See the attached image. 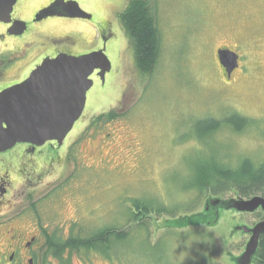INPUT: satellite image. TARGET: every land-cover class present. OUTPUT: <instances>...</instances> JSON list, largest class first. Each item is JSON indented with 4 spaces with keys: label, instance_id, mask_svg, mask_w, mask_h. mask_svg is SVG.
Masks as SVG:
<instances>
[{
    "label": "rangeland",
    "instance_id": "obj_1",
    "mask_svg": "<svg viewBox=\"0 0 264 264\" xmlns=\"http://www.w3.org/2000/svg\"><path fill=\"white\" fill-rule=\"evenodd\" d=\"M110 1L114 40L106 55L112 71L105 83L92 77L87 106L68 137L74 144L76 134L87 129L93 118L114 109L122 115L128 111L91 142L105 148L109 141L105 134L111 131L115 143L111 141L112 152L104 153L110 167L101 163L75 176L83 233L109 226L126 232L127 239L111 251V262L94 253L92 264H211L215 256L208 254L207 244L163 236L169 230L194 228L214 233V264H251L264 227L261 196L243 200L233 192L214 195L193 214L173 218L151 214L137 223L130 220V207L140 198L170 211L192 208L195 196L186 187L201 157L222 162L225 156L232 161L248 156L264 161V0H152L162 51L154 78L145 83L119 25L118 14L127 0ZM221 49L241 56L233 79L223 74L217 55ZM235 112L253 121L243 134L223 128L201 146L192 138L200 120ZM131 142L136 149L125 151ZM85 150L79 145L73 152L74 169L77 163L84 164V158L86 166L92 165ZM121 158H127L126 163L117 164Z\"/></svg>",
    "mask_w": 264,
    "mask_h": 264
},
{
    "label": "flooded vegetation",
    "instance_id": "obj_2",
    "mask_svg": "<svg viewBox=\"0 0 264 264\" xmlns=\"http://www.w3.org/2000/svg\"><path fill=\"white\" fill-rule=\"evenodd\" d=\"M73 1L85 15L61 16L72 9L59 8V0H19L11 16L13 22H0V93L26 81L46 59L79 57L101 50L107 54L114 40L111 10L108 15L111 1ZM50 7L49 15L43 16ZM14 22L26 23L24 34H14ZM239 59L240 65V55ZM99 75L96 71L92 77L96 80ZM88 128L76 134L74 144L68 137L61 145L57 141L39 147L18 143L0 152V264H92L96 251L86 252L81 244L83 225L75 176L83 169L99 168L101 163L103 168L110 165L104 153L112 152L114 135L111 131L105 134L109 141L100 148L91 143L94 136L88 135ZM79 145L87 149L83 154L90 155L92 165L86 166L84 158V164L77 163L75 171L73 152ZM135 149L134 142L126 144L125 151ZM96 159L98 163L94 164ZM126 161L121 158L117 164Z\"/></svg>",
    "mask_w": 264,
    "mask_h": 264
},
{
    "label": "trees",
    "instance_id": "obj_3",
    "mask_svg": "<svg viewBox=\"0 0 264 264\" xmlns=\"http://www.w3.org/2000/svg\"><path fill=\"white\" fill-rule=\"evenodd\" d=\"M126 4V8L118 14L119 25L129 41L134 59H136L137 69L141 74V80L145 83L146 79L149 81V79L154 78L162 51V41L159 25L157 24L158 14L152 0H127ZM223 74L226 76L225 71ZM118 112L114 109L93 118L87 130L88 135L96 136L106 125L112 126L114 121H118L121 117H126L129 114L128 111L123 115ZM252 125V120L236 112L221 119L209 117L200 120L194 126L195 136L192 138L196 139L201 146L204 139L215 136L223 128H229L234 130L236 134L241 135L249 130ZM126 127L128 129L127 124ZM190 174L192 183L188 184L186 189L191 192V195L194 194L195 196L193 197L194 204L192 208L170 211L164 205H153L150 199L148 201L139 198L132 201L130 220L137 223L141 217L150 216L151 214H156L158 217L165 215L170 218L193 214L201 207L203 201L210 196H225V194L231 192L237 194L243 200L257 196L264 198V161H254L248 156L237 157L234 161L225 156L222 162L213 157L211 159L201 157L200 161H197L191 169ZM140 224L146 225L142 222ZM84 227L80 228L82 249H85L86 252L96 251L106 260H111L112 253L110 252L125 243L124 241L127 239V233L115 227L108 226L105 229H97L86 235L83 233ZM168 235H172V237L177 238L174 240L183 243L195 239L197 242L201 241V244H207L209 246L208 254H211V257L212 255L215 256L211 264L216 262V238L212 231L194 228L193 230L181 232L173 229L164 233L163 236L167 237ZM260 236L259 248L251 264H264V233Z\"/></svg>",
    "mask_w": 264,
    "mask_h": 264
},
{
    "label": "water",
    "instance_id": "obj_4",
    "mask_svg": "<svg viewBox=\"0 0 264 264\" xmlns=\"http://www.w3.org/2000/svg\"><path fill=\"white\" fill-rule=\"evenodd\" d=\"M18 1L0 0V22H13L11 16ZM51 7L44 10L43 16L49 15ZM59 8L72 9L60 13L61 16L77 18L85 15L74 1L59 0ZM26 26L25 22H14L12 31L22 35ZM217 55L230 80L240 68L239 55L230 49H221ZM111 68L112 63L104 50L79 57L59 56L54 60L46 59L26 81L1 92L0 152H7L18 143L39 147L57 141L61 145L83 116L88 92L94 86L92 76L100 71L99 76L104 81ZM248 232L250 230H246ZM263 233L264 227L258 234L257 250Z\"/></svg>",
    "mask_w": 264,
    "mask_h": 264
}]
</instances>
